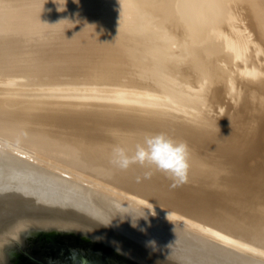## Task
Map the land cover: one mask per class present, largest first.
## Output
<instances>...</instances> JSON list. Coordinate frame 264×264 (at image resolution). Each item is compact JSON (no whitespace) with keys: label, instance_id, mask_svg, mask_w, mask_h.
I'll return each instance as SVG.
<instances>
[{"label":"bare ground","instance_id":"1","mask_svg":"<svg viewBox=\"0 0 264 264\" xmlns=\"http://www.w3.org/2000/svg\"><path fill=\"white\" fill-rule=\"evenodd\" d=\"M157 133L187 182L113 165ZM43 211L154 264H264V0H0V231Z\"/></svg>","mask_w":264,"mask_h":264},{"label":"water","instance_id":"2","mask_svg":"<svg viewBox=\"0 0 264 264\" xmlns=\"http://www.w3.org/2000/svg\"><path fill=\"white\" fill-rule=\"evenodd\" d=\"M154 264L115 236L57 217L8 223L0 264Z\"/></svg>","mask_w":264,"mask_h":264},{"label":"clouds","instance_id":"3","mask_svg":"<svg viewBox=\"0 0 264 264\" xmlns=\"http://www.w3.org/2000/svg\"><path fill=\"white\" fill-rule=\"evenodd\" d=\"M145 145L137 144L131 155L124 148L115 147L113 165L121 170H127L133 164L153 167L168 175L176 184L187 182L190 153L185 142L175 140L165 133H157L146 136Z\"/></svg>","mask_w":264,"mask_h":264},{"label":"rangeland","instance_id":"4","mask_svg":"<svg viewBox=\"0 0 264 264\" xmlns=\"http://www.w3.org/2000/svg\"><path fill=\"white\" fill-rule=\"evenodd\" d=\"M42 214H35L34 217L35 219H45V218H52V217H57L58 216V213H56V211H43V212H40ZM55 213V214H54ZM24 216H16L14 219H13V222L14 221H18L19 219L23 218ZM59 218L61 216H58ZM63 218V217H62ZM61 219V218H60ZM8 223H11L12 222V218L8 219L7 220Z\"/></svg>","mask_w":264,"mask_h":264},{"label":"flooded vegetation","instance_id":"5","mask_svg":"<svg viewBox=\"0 0 264 264\" xmlns=\"http://www.w3.org/2000/svg\"><path fill=\"white\" fill-rule=\"evenodd\" d=\"M117 264H122V263H117Z\"/></svg>","mask_w":264,"mask_h":264}]
</instances>
